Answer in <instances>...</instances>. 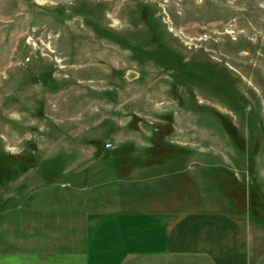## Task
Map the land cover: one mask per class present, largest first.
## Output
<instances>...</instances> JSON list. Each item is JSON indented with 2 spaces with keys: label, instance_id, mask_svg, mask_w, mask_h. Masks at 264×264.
Returning <instances> with one entry per match:
<instances>
[{
  "label": "rangeland",
  "instance_id": "1",
  "mask_svg": "<svg viewBox=\"0 0 264 264\" xmlns=\"http://www.w3.org/2000/svg\"><path fill=\"white\" fill-rule=\"evenodd\" d=\"M148 181L172 186V229L217 221L189 235L221 261L264 233V0H0V264L56 244L44 216H84L99 190L140 196L109 219L147 245Z\"/></svg>",
  "mask_w": 264,
  "mask_h": 264
},
{
  "label": "crops",
  "instance_id": "2",
  "mask_svg": "<svg viewBox=\"0 0 264 264\" xmlns=\"http://www.w3.org/2000/svg\"><path fill=\"white\" fill-rule=\"evenodd\" d=\"M162 169L163 173L156 178L162 180V186L165 187L169 185L166 182H168L167 179H170L171 172L170 168H166L167 171L164 170V167H162ZM151 184L148 181L145 184L146 188L144 187L146 192H142V194L145 193L152 198L148 199L144 196L148 199L147 203H149L155 212L160 214L168 213L169 208H167V206L172 205L170 201L172 186H170V190L168 189L165 191V188L162 187L161 189L160 186L158 190L154 189L156 187H150ZM122 192L123 191L115 193L114 190H110L109 192L99 190L95 192L94 195L83 198L85 201L83 202L86 206L83 207L82 202L79 204L86 209L84 216L83 213L77 216L76 214L69 215L66 220L62 221L61 226L58 222V216L52 219V216L49 217L45 215L44 217L48 222L44 223L43 221L42 224H47L48 227L46 241L49 240L48 238H50V240L53 238L56 244H51L47 247L44 246L43 248L37 243L39 235H35V244L40 247L28 244V246L23 245L24 249H22L20 246L21 248L19 247V251L21 253L24 250V258L19 259L17 264H197V262L199 264H205L204 262L201 263L199 260H196V262L191 261L193 260L192 257L198 256L197 253L199 252L200 254L202 251L210 255L207 256L210 260L208 264H213L214 259L217 264L221 262L224 264H251L250 246L252 235H254L255 238L256 236H264V233L261 232H257L255 235L251 234V231H248L244 235V241L247 245H245L243 249L236 248L233 242L227 244V249L229 250L227 252L230 253V255L227 256L226 263L219 259V248L216 249L206 244L207 242L201 241L200 236L198 238L195 236L192 239L191 234L189 235L191 231L196 232V230H201V227H198V223L199 221L201 222V219H205L208 223L206 225L207 232H214L213 228L217 221H212V217H209L210 215H206L205 218V216L197 214L186 215V213H184L183 216L176 220L172 229L171 221L173 218L167 216L168 219L165 221V214H162V218H160V221H162L161 227L157 229L155 225H152L151 228H148L146 231L147 245L139 247L137 242L141 235L138 229L133 228L132 224L129 230L127 227L125 228V226L117 227L120 223H115L113 220L109 219L111 218L110 216L118 217L119 214H116V212L121 209H124V211L128 210V208H117V206H115L116 203L129 202L135 205L134 203L138 204L142 201L138 194L132 195L131 190H128L126 196H124ZM95 200H97L98 204L94 203ZM101 206L102 209L95 208ZM108 206H111V209H108ZM134 210L137 212L141 209L136 207ZM123 214H126L128 218H132L136 215V213L131 211L124 212ZM191 217L196 218L197 223H195V221L194 223L197 227L193 226L194 223L192 224L190 221L189 223L187 222ZM53 220L55 221L53 222ZM185 222L186 227H183ZM174 237L175 239L172 241ZM59 240L62 243H60ZM172 243H175L173 245L185 252V254L175 256H184V258L174 257L176 260H172V253H175V251L171 250ZM223 248L225 249L226 245H224ZM26 251H31L28 260L25 258ZM177 251L178 250H176V252ZM258 252V256L255 257L258 261L257 264H264V245L262 248L261 246L258 247Z\"/></svg>",
  "mask_w": 264,
  "mask_h": 264
}]
</instances>
